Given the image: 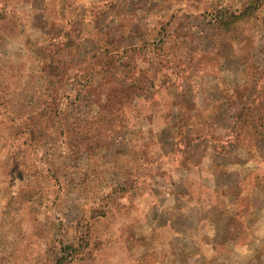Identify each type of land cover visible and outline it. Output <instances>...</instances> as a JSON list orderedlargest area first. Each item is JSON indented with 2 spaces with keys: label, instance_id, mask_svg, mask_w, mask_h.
I'll return each mask as SVG.
<instances>
[{
  "label": "rangeland",
  "instance_id": "374dc122",
  "mask_svg": "<svg viewBox=\"0 0 264 264\" xmlns=\"http://www.w3.org/2000/svg\"><path fill=\"white\" fill-rule=\"evenodd\" d=\"M247 1L39 0L30 13L28 4L19 5L13 30L0 29V61L13 71L25 66L22 78L13 76L16 83L2 94L0 118L5 105L21 110L32 96L28 89H41L42 73L53 77L43 40L63 37L56 28L62 24L71 27L74 40L82 38L80 47L73 42L61 47L68 54L63 59L70 62L77 52L75 60L88 57L93 67L84 78L89 77L94 102L90 109L82 108V116L110 109L106 126L114 127L113 118L124 117L133 122L126 127L137 134L128 150L130 167L108 171L100 181L120 187L141 177L134 186L139 198L155 203L141 208L140 200L128 202L121 193L113 200L106 197L109 210L94 228L102 244L90 259L72 258L67 264H264V153L262 160L253 161L252 142L244 138L249 131L259 134L258 149L264 151V108L256 112L264 107V0L242 15L239 10ZM232 11L238 18L226 29L218 26L215 17ZM91 32L109 43L84 39ZM80 87L77 81L67 84L68 100ZM187 95H192L189 101ZM232 119L241 121L235 125ZM179 126L207 133L215 142L234 136L244 151L233 143H199L188 147L187 159V139L173 133ZM6 127L0 124V137ZM22 140L13 143L20 154L26 145L35 151L19 171L0 180V264H52L46 247L53 232L62 223L70 237L82 209L92 207L99 196L90 163L110 159L114 149L81 153L80 165L69 173L60 170L71 164L68 145L58 142L52 153L55 148L46 149L44 139L20 145ZM10 143L0 138V157L10 156ZM46 150L51 155L45 159ZM123 154L115 159L122 160ZM51 166L59 170L60 184ZM234 179L240 180L239 210L227 216L236 198ZM42 180L47 190L38 202Z\"/></svg>",
  "mask_w": 264,
  "mask_h": 264
},
{
  "label": "trees",
  "instance_id": "16d2710c",
  "mask_svg": "<svg viewBox=\"0 0 264 264\" xmlns=\"http://www.w3.org/2000/svg\"><path fill=\"white\" fill-rule=\"evenodd\" d=\"M38 1L39 0H0V29L2 27H8L13 30V21L16 19L14 11L17 10L19 5L28 4V6H30L28 8L30 13L37 8ZM248 1L243 6L242 10H239L240 14H248L251 12V10H254L259 5L258 0ZM236 15L237 14H235L234 11H232V13H230L229 15L218 14L217 17H215L216 23L218 26L226 29L231 25L232 22H234L238 18V16ZM46 24L50 25L49 22H47ZM56 28L63 32V37L59 38L58 35H56L55 37L48 36V38H45L43 40L44 48H48L46 54L49 53V68L53 73V77L49 78V76L45 75L46 73L41 74V89L37 90L36 92L28 89L29 94L32 93V96L29 97L28 102L23 101L24 106H22L21 110H14L12 106L7 107L6 105L2 110L3 117L0 118V124L3 126V128L8 125L9 126L5 128L4 133H2L4 136L1 134V137L2 139L11 142L9 146L11 154L7 157L6 155L0 157V168L3 169V171H1L0 169V180L1 177H3V179H6L11 170L19 171L20 164L22 162L30 161V159H27V156H29L31 152H34L35 148L25 144L28 140L31 141L37 139L38 141H42L44 139V147L46 149L55 148L52 153H54L57 149L56 145L58 142L68 145L69 154L67 158L71 161V164H69L66 168H60V170H65L69 173L70 169H72L73 167H78L80 165L79 161L82 158L81 153L85 152L90 155L95 149H100L102 151H111L114 149V154L110 155V159L105 158L103 161L90 163L94 169V171L92 172V177L94 176L92 180H94L95 176H97V184L98 186H100V188L98 189H101L98 192L99 196L96 195L97 199L94 201V205L88 209H82V213L74 223L76 229L70 237L68 236L67 229L64 228L62 223H58L59 225L56 231L53 232L54 236L52 235V242L49 243V246L46 247V252H49V254L51 255V259L53 262L52 264H67L70 259L72 260V258H77L79 260L90 259L95 253L96 248L102 244V241L99 239V235L95 233L94 228L96 223L99 222L103 217H105L107 210H109L108 205L103 203L106 197L113 200V195L116 196L121 193L124 198L126 196L128 202L135 201V203H138V201L140 200L141 208H146L149 204H154L155 200L153 198H145V200L139 198V194L137 193V190L134 186H136V182L139 184L141 177H134L133 181H131L130 184L120 187L119 185L110 186L109 180H105V178L104 180L101 179L102 181H100V178L108 171L119 172L130 167L129 165L131 159L130 152H128V150L131 147L132 140L136 138L137 134L134 135L133 130L130 129V127H126L129 123L132 124L133 122L126 121V118L124 117L121 119L114 117L112 122L117 121V124L114 127L106 126L104 124V121L107 117V113L111 111L110 109L108 112H104V108L100 107V110L90 112V115H87L86 117L82 116V108L88 107V109H90L91 104L94 102L93 98L95 93L91 90L92 86L89 84V77L84 78L85 74H92L91 70L93 69V67L91 69L90 63L87 61L88 57L84 56L79 60H75L74 58L77 52L75 54H72L73 56L70 62L63 59L62 55L68 54L67 52H62L61 47L70 42L76 43L77 47H80L82 38L74 40L73 33L71 32V27L61 24L60 26H56ZM104 36H106V34H104ZM85 38L92 40L94 43H97V45H99V43H105V45L109 43L106 37H97V33L94 34V32L84 35V39ZM82 53L85 54L86 51ZM24 69L25 66L21 64L17 67L16 70L13 71L10 69V67H8V65L0 61V107L4 105L2 94H7V86H10L12 83H16V80H11L12 77L21 76L20 78H22ZM27 70L28 72L30 71L28 67ZM43 71L45 72L46 70L43 69ZM70 75H77L81 77L79 79H73L75 77L69 78ZM76 81L80 83L81 87L77 89L73 99L68 100L69 94L67 90H65V87L68 83L73 84ZM191 97L192 95H187L185 96V99L189 101ZM19 100L20 103H22L21 98ZM104 101H102V103H105ZM106 101L107 103L109 102L108 97ZM263 102L264 101H261V104H263ZM25 107L28 108L26 113L22 111V109H24ZM259 107L261 106L256 107L258 109L256 111L257 114L260 111L262 112L264 108ZM116 108L121 109L120 106H116ZM234 115V112H232L229 114V117L233 118ZM240 121L241 120L235 119L234 124L237 125V123H240ZM178 130L173 129L174 137L182 140L183 142L186 139V141H188L186 144V150L183 151V155L187 159H189V157H187V155H189L188 147H190L192 144L201 143L205 146H210L215 142V140L212 139L208 140L209 134H195L192 128H183V126H179ZM117 134L120 135L119 138L115 137V135ZM252 134L253 133H251V131L246 132L244 138H247L252 142V147L248 149H250L251 153L254 155L253 161L259 162L260 160H262L264 151L261 148L258 149L257 143L260 140L258 139L259 134ZM156 137L157 136L155 135V138ZM19 139H23L20 145H26L24 147L26 151H22L24 152V154H20L21 152L17 151L21 149L20 146H17V150L15 149L16 146H13V143L18 141ZM195 141H197V143H194ZM238 141H240L242 145V140ZM216 142H221L224 144L233 143L238 146V148L242 149V151H244V147H240L237 142V138H234V136H229L224 140H217ZM127 146L128 148H126ZM125 149H127V151ZM123 152H125L127 156H123L121 158L122 160L118 158L115 159L116 157H121V154L124 155ZM44 155L46 159V157L48 155H51V153L49 150H46ZM14 157L16 159L11 160ZM111 157L114 158L112 159ZM7 158L11 160V162H8ZM7 162L11 166L8 169H6L8 165ZM137 167L140 168V166H135V169H137ZM51 168L53 167L51 166ZM53 170L57 174V183L60 184L61 182L58 178L60 172L57 168H53ZM72 173H74V171H72ZM52 177L54 178V176ZM87 177L88 173H84L83 179L85 180V182L88 180ZM232 182V188H235L234 197L236 198L235 200L231 201V208L228 206L229 208L228 210H226L227 216L231 215L232 211L239 210L235 206L237 203L236 199L238 197V186L240 180L234 179ZM45 184L46 183H44L42 180L41 184L38 186L44 188L42 190V193L38 194V202L40 201L39 198L42 199L43 196H45L44 191L47 190V185ZM35 185H38V183H35ZM35 185L33 184L34 187H36ZM86 185L88 184H84L83 187H85ZM38 187L35 188L36 191ZM92 187L93 186H91V188ZM105 187H108V189L103 190ZM36 191L32 194L33 197L37 194ZM37 198L35 197L34 200L37 201ZM85 198H87L86 195Z\"/></svg>",
  "mask_w": 264,
  "mask_h": 264
}]
</instances>
